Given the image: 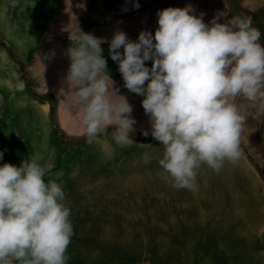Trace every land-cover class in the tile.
<instances>
[{
    "label": "rangeland",
    "instance_id": "1",
    "mask_svg": "<svg viewBox=\"0 0 264 264\" xmlns=\"http://www.w3.org/2000/svg\"><path fill=\"white\" fill-rule=\"evenodd\" d=\"M79 1L56 0L46 15L56 22L65 10L81 12L79 20L73 16L70 26V33L76 35L105 22L123 28L126 22L120 23L118 16L132 17L136 11L138 16H148L155 2L139 0L140 6L134 7V0ZM197 5L201 12L207 7V11L224 13L223 21L250 17L264 43V0H202ZM3 15L14 17L10 9ZM1 17L0 13V24ZM132 23L134 19L127 20L128 29ZM98 28L96 36L102 37ZM101 47L102 55L110 56L109 43ZM152 62L145 61L149 67ZM16 93H23L27 103L18 102L21 94ZM134 94L127 97L135 117L132 139L117 144L112 137L114 126H109L87 143L80 106L40 88L0 34V128L4 127L0 164L19 165L35 156L46 166V181L62 182L73 225L66 264H264V110L237 97L245 116L240 157L225 160L218 171L201 163L194 187L177 188L158 163L164 145L151 135L143 94H137L138 98ZM145 129L148 135L143 134ZM43 141L45 146H40ZM193 243L202 247L199 260V253L195 256L190 251Z\"/></svg>",
    "mask_w": 264,
    "mask_h": 264
},
{
    "label": "clouds",
    "instance_id": "2",
    "mask_svg": "<svg viewBox=\"0 0 264 264\" xmlns=\"http://www.w3.org/2000/svg\"><path fill=\"white\" fill-rule=\"evenodd\" d=\"M133 6L139 7V0ZM221 15L209 23L192 5L169 6L158 10L154 35L143 29L132 40L117 30L109 43L124 86L143 94L151 135L164 145L158 163L173 187H194L201 163L218 171L225 160L240 157L245 116L237 97L264 110L261 30L250 17L221 21ZM104 39L81 30L76 46L67 50L66 80L82 111L86 142L114 126L112 137L123 145L132 139L135 117L105 71ZM149 59L151 67L145 63ZM45 174L35 156L19 165L0 164V264H66L69 259L70 207L62 182L46 181Z\"/></svg>",
    "mask_w": 264,
    "mask_h": 264
},
{
    "label": "crops",
    "instance_id": "3",
    "mask_svg": "<svg viewBox=\"0 0 264 264\" xmlns=\"http://www.w3.org/2000/svg\"><path fill=\"white\" fill-rule=\"evenodd\" d=\"M55 3L56 0H0V13L3 20L0 24V34L4 37L6 42L14 48L17 55L26 64L29 69V74L35 79V83H37L40 88L51 89L62 97L64 96V98L68 101L76 103L75 99L72 98L73 90L71 86L68 85L66 80L67 72L70 66V58L67 50L70 46H76V41L78 40L80 34L74 35L73 33H70V30L73 28L72 25L74 24V15H76V20H79L81 12L76 10V12L70 13L65 10L64 13L59 15V18L55 22L53 21V16L48 18L49 15H46L48 6ZM200 3H202V0H155V2L147 10L148 16H143V14L138 16L139 13L136 11L133 13L132 17L125 14L123 16H118L117 19L119 18L118 21L120 23H124V21L127 23L128 19L135 20V23H132V26L129 29V25L127 26L126 23H124L125 26L123 28L127 32L129 39L136 40L139 32L143 29L150 30L154 35L155 30L158 27V10L169 6L184 7L186 5H192L196 13L199 14L201 12V5L199 6L197 4ZM4 4H7V6L5 7ZM9 9L13 10L14 17L5 18L3 14ZM206 9L207 7L202 8V12L204 13L203 19L205 22L210 23L211 19L216 16L217 13L215 10L207 11ZM70 18L71 20L66 22V19L69 20ZM219 18L223 21V17L220 16ZM144 20H146L147 23H145ZM107 24L108 22L98 25L96 24L85 30V32H91L96 35V29L98 26V29L102 31L101 36L105 38L104 43H110V39L112 38L111 32H113L110 27L114 29V33L117 30L124 31V29L122 27L117 28L118 25H109V27ZM105 58L108 68V70L106 69L105 71H109L111 77L113 78L115 82L113 87L116 86L117 88H120L121 91L119 94L131 97L133 93L132 91H130L127 87L121 88V85H124V80L118 66L115 65V61L111 60V57L108 55H105ZM16 94H21L17 98L19 100L18 102L21 101L20 103H27L26 97L23 93ZM134 95H136V98L139 97L137 93ZM32 109L35 110V107H32ZM35 111H37V108ZM20 118L22 119L21 116ZM70 120L72 122L74 121L73 119ZM26 121H28V119H26ZM40 128L41 127L39 126L38 129ZM3 130L4 127H1L0 132ZM1 140L3 143L7 142L5 138H1ZM18 140L20 139H17L16 141ZM25 142L26 141L24 140V144ZM27 144L29 145L28 142ZM35 144V147H37L38 143L36 138ZM45 144V141H43V144H40V146H45ZM1 145L2 144L0 143V146ZM18 154L19 156L22 154L26 155L21 152L17 153V155ZM173 238L176 237L173 236ZM175 243L176 240L173 239V244ZM195 243H197V241ZM195 243H193L190 247V251L191 253L192 251H195L193 254L195 256L199 253V257H196V260H199L203 257L204 253L202 247H200V245H196ZM74 249L76 250V248Z\"/></svg>",
    "mask_w": 264,
    "mask_h": 264
},
{
    "label": "water",
    "instance_id": "4",
    "mask_svg": "<svg viewBox=\"0 0 264 264\" xmlns=\"http://www.w3.org/2000/svg\"><path fill=\"white\" fill-rule=\"evenodd\" d=\"M110 1H112V2H113V1H114V2H117V1H119V0H110Z\"/></svg>",
    "mask_w": 264,
    "mask_h": 264
}]
</instances>
